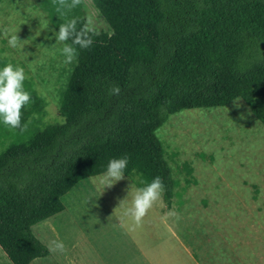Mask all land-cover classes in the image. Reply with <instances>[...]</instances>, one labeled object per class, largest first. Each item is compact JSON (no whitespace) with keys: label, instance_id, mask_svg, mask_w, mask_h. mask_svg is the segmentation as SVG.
<instances>
[{"label":"trees","instance_id":"obj_1","mask_svg":"<svg viewBox=\"0 0 264 264\" xmlns=\"http://www.w3.org/2000/svg\"><path fill=\"white\" fill-rule=\"evenodd\" d=\"M95 2L113 30L87 31L90 47L75 46L63 121L43 122L46 101L26 79V130L0 122V248L12 264L48 254L31 226L62 211V195L112 158L129 156L124 175L139 187L161 177L169 208L174 180L156 130L171 114L240 98L264 125V0ZM70 4L40 0L56 33L71 19L77 32L87 27L84 0ZM7 63L0 56V69Z\"/></svg>","mask_w":264,"mask_h":264},{"label":"rangeland","instance_id":"obj_2","mask_svg":"<svg viewBox=\"0 0 264 264\" xmlns=\"http://www.w3.org/2000/svg\"><path fill=\"white\" fill-rule=\"evenodd\" d=\"M84 3L87 26L91 20L94 31L111 32L95 0ZM14 34L21 41L16 48L8 44ZM56 35L40 0H0V56L23 67L46 101L45 124L63 121L59 93L73 65L64 62ZM156 135L178 181L170 207L164 210L157 201L136 226L123 216L139 187L135 175H125L101 195L104 172L86 177L62 195V211L31 226L48 254L30 264H264V215L252 205L251 188L235 180L237 175L264 185V125L236 98L225 106L171 114ZM187 164L195 182H186ZM230 193L238 201H229ZM168 212L177 215L162 220ZM56 240L65 252L51 250ZM0 264H12L1 248Z\"/></svg>","mask_w":264,"mask_h":264},{"label":"clouds","instance_id":"obj_3","mask_svg":"<svg viewBox=\"0 0 264 264\" xmlns=\"http://www.w3.org/2000/svg\"><path fill=\"white\" fill-rule=\"evenodd\" d=\"M54 2H58L60 6L66 4V0H54ZM80 2L81 0H71L69 6L75 7ZM59 10L60 8H57V11ZM91 23L89 20L88 26L80 32L76 30V19H71L59 26L55 39L63 44L62 54L65 57V63L70 64L77 59L79 53L75 46L87 48L92 44V40L84 35L87 31H93ZM5 35L7 36V32ZM20 42L16 34L8 39V44L12 48H16ZM26 79L24 68L18 65L14 66L11 62L0 69V122L12 129H20L21 131H25L27 128L26 124H22L23 109L31 102V94L24 87ZM109 94L119 96L120 88L113 86ZM129 159V156L125 154L122 157L109 160L105 172L99 177V183L103 186L100 195L105 189L113 187L118 181L124 179ZM142 184L144 186L135 189L131 206L125 208L123 213L124 218L132 221L136 226L142 223L143 218L157 201L163 202L165 191L162 178L159 176L152 178L150 182L142 181ZM123 203L124 199L120 200L118 207L122 206ZM173 215L177 214L168 212L161 219L166 221L169 216ZM51 244L53 251L58 250L62 253L66 251V246L62 241H52Z\"/></svg>","mask_w":264,"mask_h":264},{"label":"crops","instance_id":"obj_4","mask_svg":"<svg viewBox=\"0 0 264 264\" xmlns=\"http://www.w3.org/2000/svg\"><path fill=\"white\" fill-rule=\"evenodd\" d=\"M244 106V105H243ZM251 111V110H250ZM238 122V121H237ZM260 122V121H259ZM261 123V122H260ZM262 124V123H261ZM263 125V124H262ZM239 138H241V139H239V140H241V141H243V139H244V137L243 136H240ZM233 147V146H232ZM241 146H237V148H239V149H242V148H240ZM237 148H235L234 147V149H236L237 150ZM230 151L231 150H229L228 151V156H227V158L226 159H228V158H230ZM222 153V152H221ZM164 155H165V153H164ZM222 156H223V153H222ZM165 158H166V156H165ZM166 160H167V158H166ZM168 161V160H167ZM169 163V162H168ZM170 165V164H169ZM187 166H188V172L187 173H189L188 175H190L189 177H187L186 176V182L188 183H190L191 181H194L195 179H194V175H193V166L192 165H190V164H187ZM171 167V166H170ZM171 170H172V168H171ZM172 177H173V180H174V191H173V196L175 195V187L177 186V183H178V181H177V179H175L174 178V174H173V170H172ZM189 178H190V180H189ZM235 180L236 181H238V183L239 182H243L244 183V186L246 187V188H248V186H249V188H251V189H249V190H251V193L249 192V194L250 195H252V198L253 199H256L255 200V202H253V204L252 205H254V206H256V211L257 212H260V213H262L261 215H264V185L263 184H259V185H257V184H255V183H250L249 181H247V180H245V179H242V178H240V177H238L237 175L235 176ZM195 182V181H194ZM248 190V189H247ZM259 193H260V196H259ZM233 195V194H232ZM231 195V193H230V195H228L229 197H231L230 199H228L229 201L230 200H232L233 199V197L235 198V199H237L236 197V195H233L232 196ZM259 196V197H258ZM173 198V197H172ZM260 199V200H259ZM202 200H205V198H203ZM237 201H238V199H237ZM260 201V202H259ZM219 208V207H218ZM214 212H215V208H214V210H213ZM204 214H207V217H210V216H212V215H210L209 214V212H206V213H204ZM210 215V216H209ZM216 215H214V217H215ZM213 224H214V222H213ZM30 264V263H29Z\"/></svg>","mask_w":264,"mask_h":264}]
</instances>
